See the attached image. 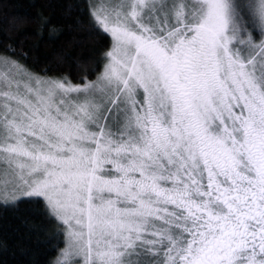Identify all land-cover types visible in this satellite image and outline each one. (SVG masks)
I'll return each instance as SVG.
<instances>
[{
    "label": "snow or ice",
    "instance_id": "1",
    "mask_svg": "<svg viewBox=\"0 0 264 264\" xmlns=\"http://www.w3.org/2000/svg\"><path fill=\"white\" fill-rule=\"evenodd\" d=\"M0 264H264V0H0Z\"/></svg>",
    "mask_w": 264,
    "mask_h": 264
}]
</instances>
